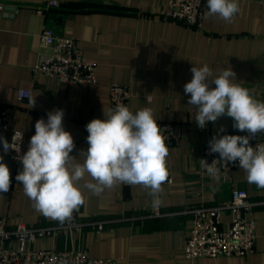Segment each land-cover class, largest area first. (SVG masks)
I'll return each instance as SVG.
<instances>
[{
	"label": "crops",
	"instance_id": "1",
	"mask_svg": "<svg viewBox=\"0 0 264 264\" xmlns=\"http://www.w3.org/2000/svg\"><path fill=\"white\" fill-rule=\"evenodd\" d=\"M45 1L0 0V104L13 106L9 129H0V137L10 141L13 129L23 130L26 152L35 122L62 109L64 128L76 146L70 155L82 163L81 150L88 148L86 125L94 118L104 119L112 108L113 83L129 87L128 108L134 113L151 108L157 123L171 121L178 127L176 140L167 144V168L174 181L162 185L160 215H155L153 197L142 186L119 184L99 196L85 189V203L71 217L83 223L80 230L38 239L34 247L85 248L90 256L113 258L117 264H264V189L248 183L240 168L227 181L201 168L204 142L238 130L227 116L200 129L196 108L184 93L191 68L207 64L213 78L231 68L234 82L264 101V0H238L239 12L231 22L207 15L206 0L200 28L164 17L166 0H56L57 7L41 14L37 8ZM45 26L77 41L84 58L97 64V82L71 85L34 72L38 52H51L41 44ZM21 89L32 91L33 106L30 98L18 102ZM2 148L0 143L11 186L0 193V217L8 226L46 227L71 220L59 222L35 210L15 179L22 164ZM88 180L86 176L81 185ZM236 188L255 202V251L247 256L188 259L184 248L193 218L189 210L226 202ZM231 221V213H225L222 227L229 228ZM95 222H103V228Z\"/></svg>",
	"mask_w": 264,
	"mask_h": 264
},
{
	"label": "clouds",
	"instance_id": "2",
	"mask_svg": "<svg viewBox=\"0 0 264 264\" xmlns=\"http://www.w3.org/2000/svg\"><path fill=\"white\" fill-rule=\"evenodd\" d=\"M207 15L231 22L239 12L238 0H207ZM192 78L184 85L188 104L196 108L195 123L204 129L221 117L233 120V128L249 135L214 136L209 142V154L218 153L211 164L201 160L211 177H218L219 164L238 162L246 173L247 182L264 189V143L255 147L250 139L264 134V101L257 100L251 91L234 82L232 69L222 70L213 78L210 67H192ZM211 85H214L212 87ZM32 106L35 98H30ZM64 111L47 113V120L35 122V134L28 149L19 156L22 164L15 179L33 207L46 218L64 222L85 203L84 190L99 196L105 189L119 184L142 186L158 207L162 185L169 177L167 157L169 148L164 130L160 128L151 108L135 113L120 103L110 108L104 119L94 118L86 125L88 148L81 150L82 163L70 155L75 149L72 134L63 125ZM23 132L15 131L11 143L0 137L4 153L20 151ZM90 180L81 185L85 177ZM11 186L10 169L0 155V193Z\"/></svg>",
	"mask_w": 264,
	"mask_h": 264
},
{
	"label": "built area",
	"instance_id": "3",
	"mask_svg": "<svg viewBox=\"0 0 264 264\" xmlns=\"http://www.w3.org/2000/svg\"><path fill=\"white\" fill-rule=\"evenodd\" d=\"M206 0H166L163 15L167 19L182 22L188 26L200 28L204 16V4ZM56 0H46L38 6L41 14L51 8L57 7ZM43 47H50L51 52H38L34 72L55 78L61 82L71 85H83L97 82V64L84 58L83 52L74 38H69L57 33L51 26H45L40 35ZM130 89L127 85L113 83L110 87V101L112 108L117 104L129 107ZM32 96V91L21 89L18 93V102L22 103ZM13 106L0 104V129H9ZM164 135L166 143L172 144L176 140L177 124L171 121L158 122ZM15 131L23 132V140L20 151L9 150L6 154L16 163H20L19 156L25 153L24 131L13 129L11 138ZM249 135L246 132L226 131L214 136ZM207 139L202 148L201 160L211 164L214 159H219L218 153L209 154V142L214 137ZM264 143V134L257 133L250 139V145L255 147ZM3 150V148H2ZM4 152V151H3ZM221 176L225 181L231 180L233 174L239 169L238 162L227 165H218ZM202 170H205L202 167ZM169 177L164 184L174 181L170 169ZM163 184V185H164ZM255 202L251 201L244 189L236 188L230 200L210 207L193 208L189 210L192 214V224L187 244L184 248L185 256L194 260L201 257L219 256H247L252 254L256 248L257 231L256 220L253 217ZM230 212L232 221L229 228L222 227V217ZM155 215H160L159 207H155ZM98 229L103 228V222H95ZM83 225L76 219H71L64 224L46 227H35L20 224L10 228L7 220L0 217V264H117L113 258H94L90 256L85 248L64 249H41L34 247L38 239L55 236L59 232L67 233L71 229H79Z\"/></svg>",
	"mask_w": 264,
	"mask_h": 264
}]
</instances>
